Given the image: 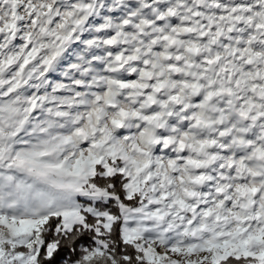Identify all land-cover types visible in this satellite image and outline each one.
<instances>
[{
    "label": "snow or ice",
    "instance_id": "obj_1",
    "mask_svg": "<svg viewBox=\"0 0 264 264\" xmlns=\"http://www.w3.org/2000/svg\"><path fill=\"white\" fill-rule=\"evenodd\" d=\"M0 264H264V0H0Z\"/></svg>",
    "mask_w": 264,
    "mask_h": 264
}]
</instances>
